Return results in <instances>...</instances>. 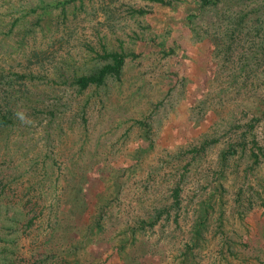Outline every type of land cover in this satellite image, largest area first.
<instances>
[{"label": "rangeland", "instance_id": "rangeland-1", "mask_svg": "<svg viewBox=\"0 0 264 264\" xmlns=\"http://www.w3.org/2000/svg\"><path fill=\"white\" fill-rule=\"evenodd\" d=\"M0 264H264V0H0Z\"/></svg>", "mask_w": 264, "mask_h": 264}, {"label": "trees", "instance_id": "trees-1", "mask_svg": "<svg viewBox=\"0 0 264 264\" xmlns=\"http://www.w3.org/2000/svg\"><path fill=\"white\" fill-rule=\"evenodd\" d=\"M216 1L219 0H198L200 6L213 4ZM104 58H108L109 61L103 63L101 66L96 68L95 70L89 72L88 74H81L73 78V83L77 86L79 90H82L90 85H100L103 83L106 77L108 76H116L123 64V57L121 54H118L116 52H108L104 54ZM232 151V150H231ZM172 197H173V204L177 203V189H173L172 191ZM164 210L157 211V217L160 215V213ZM154 221L148 222L149 226H152L154 224ZM203 220L196 221L193 225L192 233L195 234L196 237H199L201 240V227ZM197 241H194L193 243L196 244Z\"/></svg>", "mask_w": 264, "mask_h": 264}]
</instances>
